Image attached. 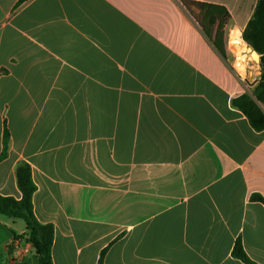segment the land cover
Wrapping results in <instances>:
<instances>
[{
	"label": "crops",
	"instance_id": "obj_1",
	"mask_svg": "<svg viewBox=\"0 0 264 264\" xmlns=\"http://www.w3.org/2000/svg\"><path fill=\"white\" fill-rule=\"evenodd\" d=\"M256 3L0 0V196L27 163L53 264H264V131L231 105ZM21 221L0 264H38Z\"/></svg>",
	"mask_w": 264,
	"mask_h": 264
},
{
	"label": "trees",
	"instance_id": "obj_2",
	"mask_svg": "<svg viewBox=\"0 0 264 264\" xmlns=\"http://www.w3.org/2000/svg\"><path fill=\"white\" fill-rule=\"evenodd\" d=\"M183 6L192 9L190 12L195 21L201 25V17L193 14V8L200 10L202 5L195 2L181 1ZM241 39L259 56V80L250 90V94L244 93L231 101V105L239 110L248 120L251 128L256 132L264 131V0H257L254 12L249 20ZM230 46H233L230 35ZM236 54L234 48L232 49ZM9 140L6 128L3 131V152L0 161L5 157V151ZM15 177L21 198L0 196V215L9 219L22 220L25 224L27 242L34 249L38 264H53L51 248L53 244V226L41 224L33 213L32 197L36 186L31 177V168L27 163H21L16 167ZM252 200L264 204V199L254 195ZM232 257L244 264H255L245 254L241 241L237 239L231 253Z\"/></svg>",
	"mask_w": 264,
	"mask_h": 264
},
{
	"label": "rangeland",
	"instance_id": "obj_3",
	"mask_svg": "<svg viewBox=\"0 0 264 264\" xmlns=\"http://www.w3.org/2000/svg\"><path fill=\"white\" fill-rule=\"evenodd\" d=\"M185 7V6H184ZM189 12H191L192 11V9H190L189 7H185ZM233 33V32H232ZM231 33V34H232ZM245 44V43H244ZM246 45V47L248 48V51H252L253 52V50L247 45V44H245ZM231 51H232V54H234V52H233V50L231 49ZM250 54H249V52H246L245 54H244V58H243V61H241V64H242V74L244 75V72H245V69H246V63H249V64H252L253 62L254 63H258L259 62V60L258 61H254V60H252L251 59V57L249 56ZM257 55V54H256ZM233 57L235 58L234 60H232V64H233V66L235 67V62H236V58H237V56L234 54L233 55ZM234 69H236V68H234ZM239 74H240V72H238ZM22 222V221H21Z\"/></svg>",
	"mask_w": 264,
	"mask_h": 264
},
{
	"label": "bare ground",
	"instance_id": "obj_4",
	"mask_svg": "<svg viewBox=\"0 0 264 264\" xmlns=\"http://www.w3.org/2000/svg\"><path fill=\"white\" fill-rule=\"evenodd\" d=\"M235 32V34L237 35L238 34V32H236V31H234ZM240 40V39H239ZM240 46H242V50H243V52L244 51H246V50H248V48L246 47V45L242 42V40H240V44H239ZM249 52V54H250V56H251V58L253 59V60H259V57H258V55H256V54H254L253 52H251V51H248Z\"/></svg>",
	"mask_w": 264,
	"mask_h": 264
},
{
	"label": "water",
	"instance_id": "obj_5",
	"mask_svg": "<svg viewBox=\"0 0 264 264\" xmlns=\"http://www.w3.org/2000/svg\"><path fill=\"white\" fill-rule=\"evenodd\" d=\"M236 37H238L240 40H242V39H241V37H240V34H239V33L237 34V36H236ZM242 42H243V40H242ZM231 48L233 49V48H234V46H231ZM251 52H252V51H251ZM253 53H254V54H257V53H255L254 51H253ZM258 57H259V56H258Z\"/></svg>",
	"mask_w": 264,
	"mask_h": 264
}]
</instances>
